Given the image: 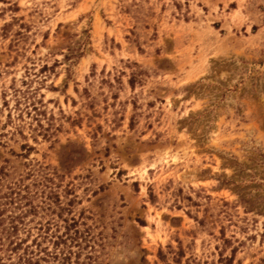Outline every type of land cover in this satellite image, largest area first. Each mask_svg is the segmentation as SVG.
Instances as JSON below:
<instances>
[{
	"label": "rangeland",
	"instance_id": "374dc122",
	"mask_svg": "<svg viewBox=\"0 0 264 264\" xmlns=\"http://www.w3.org/2000/svg\"><path fill=\"white\" fill-rule=\"evenodd\" d=\"M0 192L31 264H264V0H0Z\"/></svg>",
	"mask_w": 264,
	"mask_h": 264
},
{
	"label": "trees",
	"instance_id": "16d2710c",
	"mask_svg": "<svg viewBox=\"0 0 264 264\" xmlns=\"http://www.w3.org/2000/svg\"><path fill=\"white\" fill-rule=\"evenodd\" d=\"M130 126H133V119H130ZM13 191V190H12ZM13 193L2 195L0 192V264H5L8 261L16 260L15 264H31L33 261V249L27 243V238L30 235L29 230H26L24 218L28 213L35 212L34 208L31 210H22L19 214L9 213L5 214L10 205H12ZM26 231V236H20V230ZM41 239L44 237L39 234ZM35 247H40V242L37 238L31 241ZM21 251V252H20Z\"/></svg>",
	"mask_w": 264,
	"mask_h": 264
}]
</instances>
